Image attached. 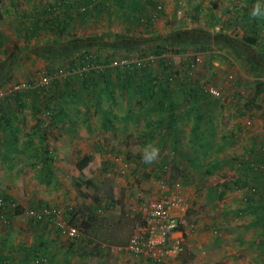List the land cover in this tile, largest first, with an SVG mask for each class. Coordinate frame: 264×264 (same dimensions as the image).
<instances>
[{"label": "rangeland", "instance_id": "374dc122", "mask_svg": "<svg viewBox=\"0 0 264 264\" xmlns=\"http://www.w3.org/2000/svg\"><path fill=\"white\" fill-rule=\"evenodd\" d=\"M52 2L54 0L49 3ZM102 2L100 5L105 8V16L98 12L87 13L76 23L75 14L74 19L68 21L71 34L75 35L73 37L64 39L53 31L51 33L39 30L42 34L36 35L34 40L42 39L39 40L42 44L38 49L41 54L46 55L45 61L48 60L47 56L53 55L54 63L62 61L67 63L68 56L65 57V53L75 45L74 42L79 43L81 39H83L80 41L82 44L92 42V44L117 46L118 48L111 52L116 58L110 64L107 63L109 67L119 65L120 68H125L124 63H136L134 65L136 68L130 71L133 72L130 74L131 78H134L133 84L136 85L140 77L145 81L143 87H147L155 85L156 78L160 80L157 76L163 70L160 63L168 64L171 55L177 53L176 44L184 40L183 37L188 30L193 33V38L197 36L196 39L202 33H207L210 37L217 38L218 34L222 37L219 47L214 41L206 45L203 50H197L194 45L181 46L182 60L191 55L196 58L192 65L186 64L188 59L181 62V72L170 84L168 83V88L170 96L177 100L180 106L179 103L185 102L182 97L186 76L189 85L216 88L218 93L212 98H218V101L222 98L226 100L228 92L225 88H230L233 84L237 92L233 98H229L226 106H238L239 109L238 112H234L236 109L229 113L224 112L223 117L226 118V114L227 117L238 116L240 123L237 128L238 134L245 138L238 140L236 137L230 138L234 135L233 132L227 128L218 129L216 124L215 127L210 125L205 128L201 135L194 132L195 130L192 131L193 136L201 138L196 145L203 150L201 153L203 156L184 163L185 167L181 169L183 173L185 172L182 177L191 182H188L191 191L190 199L185 202L188 207L185 217L179 225L180 228L189 230L190 236L185 241L188 242L187 250L192 253V257L186 260L177 257L169 264H236V262L256 264L254 255L245 249L255 242L254 239L249 238L248 227L255 225L254 218H258V221L264 218V19L254 18L251 14L244 16L239 12L241 9H246L251 13L253 6L257 3L264 5V0H252L249 3L247 0H143V9L137 10L140 15H135L136 21H132L134 18L129 15L128 9L125 14L114 12L113 6L121 7L117 2L113 0H107L104 4ZM247 4L251 8L247 7ZM89 5L90 3L88 8L91 7ZM157 5L160 8L156 10ZM248 33L253 35L252 41L255 47L247 45L241 39L242 34L249 36ZM156 42H163L169 48L164 49L159 55H154L150 51ZM20 51L22 50L16 47H0V91L2 92L0 97L14 88L25 86L20 83L24 81L26 84L28 79H35L29 76L43 67L41 61L37 62L36 59L30 61L29 65H23L24 62L21 61L15 64L13 74L9 78L5 77L3 70L8 69V63L22 58ZM118 60L119 63L114 65ZM66 74L67 72L60 76ZM35 75L37 82L39 75ZM112 80L110 85H106L105 80L102 83L99 81L94 89H101L99 95L93 94L92 99L85 103L81 102L80 97L69 94L59 98V106H51L55 114L47 115L42 106H32L33 100L38 99L33 94L28 98H25L27 95L21 98L24 99L22 106H14L13 103L12 105L9 103V106H0V127L6 128L9 125V131L5 135L0 133V195L6 193L13 195L15 206H21V202H26L28 189L43 196L46 193L54 195L57 189H62L67 191V197L64 196L62 199L64 207L78 209L81 203L88 202L95 214V224L87 236L88 240H76L73 246L70 244L72 238L64 235H62L64 239L59 237L57 241L53 235L50 240L39 238L40 234L37 235L36 240L31 241V254L26 260L28 264H38L34 262V258L38 256L45 257L48 262H54L55 251L52 250L57 247L56 244H59L69 257L68 261L73 259V262H84V264H139L131 263L126 256H122V252L110 251L111 246L101 248V243L117 246L127 240L135 221H132L129 212L123 214L122 211L128 210L127 208L135 201L142 203L149 193L155 190L161 178L169 176L167 172L164 173L165 169L162 167L165 166L170 171L171 166H176L174 164L180 161L170 158L171 146L168 143L163 152L168 155V160L164 161L166 165L161 166L162 171L160 167L155 169L149 165L146 171L150 175H143L141 179L136 177L130 183L128 181L122 183V186L126 187L127 194L125 193L126 197L121 199L119 212L108 209L102 198L99 180L95 176L91 180L95 187L85 181L88 173L84 166L76 168V171L73 167L72 173L70 172V158L72 159L76 153L77 147L76 143L71 142V136H75L76 133L79 138L88 133L92 135L93 141L103 140V146L106 143L111 144L113 149L120 144L116 142L119 141L120 135L125 133L123 135H126L127 141L130 142L132 152L139 154L145 145L140 146V149L133 141L134 132L139 130L137 127L142 126L143 122L150 121L161 124L160 120L151 116L155 112L148 115L145 109L152 105L150 95L153 96L154 92L149 93L147 89L144 90L145 93H141L136 90L137 85L131 91L120 89L119 79L112 78ZM255 86L260 87L256 96L253 94ZM106 87H108L107 91H105ZM141 94H145L148 98L146 102L140 100ZM203 100L205 99L200 98V101ZM254 103L258 104L255 110L244 107L246 104ZM37 117H41L43 124L38 123ZM170 120L173 118L170 117L168 122ZM38 125L40 128L37 127ZM185 136L184 134L183 137ZM219 136L223 138L220 144H218ZM177 141L179 144L172 146L176 150H181L177 148L181 141ZM91 142V140L86 142L88 147L92 145ZM11 150L15 152L12 153ZM241 150L245 151V155L247 150L252 151L253 154L248 156L249 159L245 157L242 163H235L234 154ZM42 151L45 155L47 153L51 156V163H44V166L41 163ZM56 154L59 155V159L56 158L54 162ZM53 168L60 173L63 172V178L66 180L61 179L63 184L57 187L53 185L54 177L51 178ZM41 169L44 170V174ZM127 171L128 167L124 174ZM173 173L179 175L175 171ZM85 190L90 196L94 195L95 203L91 201V197L83 196ZM41 204L57 203L47 202L44 199ZM33 207L25 206L26 217L21 215L15 219V216L11 215L8 221H0L1 239L10 234L4 229L13 232L12 236L9 235L10 238L12 237L10 242H5L3 245L16 248L30 242L29 232L24 230V227L28 224L29 210L34 209ZM100 208L102 210H97ZM15 222L19 223L14 224ZM58 233L60 234L59 231ZM23 243L25 244L22 245ZM99 246L102 251L104 249V253L97 255L101 253ZM49 255L50 258H46ZM47 261L42 262L48 263Z\"/></svg>", "mask_w": 264, "mask_h": 264}, {"label": "crops", "instance_id": "0c3cea01", "mask_svg": "<svg viewBox=\"0 0 264 264\" xmlns=\"http://www.w3.org/2000/svg\"><path fill=\"white\" fill-rule=\"evenodd\" d=\"M47 1V2H45ZM50 1L53 0H0V47L3 48L5 46L9 47H16V49H20V53H22V58L20 59H15L12 60L8 63L9 67L8 69L3 70L5 77L9 78L10 75L13 74L14 69H15V64L17 65L21 61H23V65H26L30 63L32 60H37V62L41 61V65H43L44 69L45 66L48 62L50 61H45L44 60V54H41L40 45L42 44L39 40L42 39H37L34 40L35 36L41 35V33L32 34L31 32H28L26 35L24 34V30L21 29V27H24L23 24L26 22L28 25L31 23V20L37 13H39L42 9L46 8L48 5L53 4H60L61 2L63 4H68L70 2L75 3L72 7L73 13L76 14L77 9H78V3H82L83 1L88 2L91 0H54L51 4L49 3ZM115 2V1H114ZM127 2V3H126ZM126 2L118 3L119 6L121 7H112V10L114 12H123L124 14L126 13V9L129 10V15H140L137 10L142 8L143 0H127ZM92 3V2H91ZM107 3V0H103L102 2ZM87 4V3H86ZM116 5V4H114ZM51 6V7H52ZM88 6V4H87ZM90 6V5H89ZM93 6V5H92ZM117 6V5H116ZM55 7V6H54ZM97 7V6H96ZM63 8V7H62ZM101 8V7H100ZM143 9V8H142ZM75 11V12H74ZM97 13V12H95ZM100 14L105 13V8L102 7V10L98 12ZM42 18V17H41ZM77 23V20L74 21ZM84 23V22H83ZM226 23V22H225ZM21 26V27H20ZM40 30V29H39ZM39 32V31H38ZM105 32V31H102ZM11 34V35H9ZM224 36V34H221ZM10 36V37H9ZM13 40L11 42V40ZM8 39V40H7ZM223 46V45H222ZM252 46V45H251ZM219 47V44H218ZM255 47V45H254ZM15 52V51H14ZM44 52V51H43ZM68 59V58H66ZM44 60V61H42ZM65 60V59H63ZM39 67V66H38ZM43 67H40V70H37L36 73H33L32 76H29L31 78L36 79L37 72L39 71L40 73H45ZM39 69V68H38ZM66 72H61L59 71V74H64ZM237 75V73H235ZM4 77V76H3ZM243 75H241V78ZM237 78H240L237 76ZM36 83H39V79L37 80ZM36 85V84H35ZM151 90V88L149 89ZM226 92H228V95L226 97V100L218 101V106H215L214 103H212L210 106H182V107H145L147 109V114L150 115L152 112H155L154 115H151L153 118H157L160 120L161 124H158V122H143L142 126L137 127L139 128L138 131L134 132V138L133 141L136 143L135 145L138 146L140 149L142 145H147V144H154L159 147L160 151V158L157 162L151 164L150 166L155 167H160L165 164L168 160V155L164 154V149L166 145L169 143L170 144V158L174 160H179L180 163H176L174 165L176 166H171V169H167V167H162L164 168V173L167 172L169 176H165L161 178V181L157 183L155 189H157V186L162 183L164 188L168 191H178L179 195L182 198V201L184 202V205L186 206V211H187V205L186 201L189 197L191 188H190V180L187 178H183L184 176L183 171L181 170L184 168V163H189L193 160H197L200 157L203 156L201 154L203 152L200 147H197V142L199 143V140L201 138H198L196 136L192 135V131L195 130L194 132H197L201 135V132L212 125L215 127V124L218 129H230L231 132H233L232 136L230 138L236 137V139H241L242 136H239L237 128L240 126L239 118L238 116H233L227 117L228 114H226V118L223 117L224 112H238L239 107L238 106H226V102L229 100V98H233L236 95L237 90L232 86L229 88H225ZM260 91L259 86H255L253 90L254 96H256L257 91ZM146 91V89H145ZM145 91L141 93H145ZM258 91V92H259ZM258 94V93H257ZM256 104V103H254ZM254 104H246L247 109H256L254 107ZM258 106V104H256ZM150 111V112H149ZM167 111L168 113H166ZM169 114V116H168ZM172 116H171V115ZM170 117L173 118V120H168ZM151 118V117H150ZM239 124V125H238ZM9 125H7L6 128L0 127V133L1 135H5L9 130H8ZM189 130V131H188ZM10 133V132H9ZM125 133H122L119 138L118 142L119 145L115 147V149L111 148V144H107L103 146V140H92V135H87L82 136L79 138L78 133H76L75 136H71V142L76 143V153L72 157L71 160V170L70 172L72 173L73 167L79 168L80 166H84L86 172L88 173L86 180L87 182L92 186L95 187V184L93 183L92 177L95 176L99 180V185H100V191L102 194L103 200L106 202V205L108 209L112 210H117L118 212L120 211L119 206L121 205V199L125 198V193L126 192V187L122 186V183L125 181H130L138 177L141 179V176L143 175H150L147 173L146 169H148L149 165L145 163H141L142 157L141 153H136L132 152V147H130L129 143L127 141L126 135H123ZM186 135L183 137V135ZM62 137V136H61ZM183 137V138H182ZM245 138V137H244ZM242 138V139H244ZM79 139L81 141H79ZM92 141L91 146H87L88 141ZM113 140V139H112ZM180 140L181 143L180 145H177V148H180L181 150H176L172 145L177 144L178 141ZM223 141V138L221 136L218 137V144H220ZM81 142V143H79ZM80 144V145H79ZM83 144V146H82ZM179 144V143H178ZM141 146V147H140ZM81 147L82 149H79ZM78 150H79V155H78ZM142 151V150H141ZM12 153H14V150H11ZM56 153H59L58 151H55ZM244 152L238 151L237 153L234 154V161L235 163H242L245 157L250 156V154H253L252 151L247 150L246 155ZM84 156H89L85 160L83 159L80 162V159L84 158ZM253 157V156H252ZM59 159V155L56 154L54 155V162L55 159ZM74 159V161H73ZM249 159V157H248ZM80 164H79V163ZM195 164V163H193ZM166 165V164H165ZM126 167H128L127 173L124 174L126 171ZM41 168V167H40ZM161 168V171H162ZM42 173L44 174V170L41 169ZM263 170V169H259ZM177 172L179 175H175L173 173ZM134 173V174H133ZM38 174V173H37ZM51 178L54 177L53 179V185L57 187V185H62L63 183L60 181L63 178V172H58L56 168H53L51 171ZM66 175V174H65ZM134 177V178H132ZM48 180V179H47ZM66 181V180H65ZM164 181V182H162ZM118 182V183H117ZM190 182V183H188ZM120 185H117V184ZM156 183V182H155ZM176 185V188H175ZM66 186H68L66 184ZM29 188V187H28ZM26 191V190H25ZM28 193L25 197L26 202H21V208L22 212L19 214H15V219L19 218V216H24L25 211L24 208L25 206L27 207H33L38 204V206L44 202V199H46L47 202H52L57 203L54 205H57L58 207L62 208L64 207L62 204V199L63 197H67L66 190H56V194L50 195V193H46L45 196H43L41 193L37 194L31 189L27 190ZM85 190L83 192V196H85ZM153 191V190H152ZM65 193V194H64ZM89 194V193H88ZM6 195H9L13 197V195L6 193ZM87 197H94L88 195ZM92 202L93 199L91 200ZM40 203V204H39ZM88 203V202H87ZM86 202L81 203V204H87ZM91 203V202H89ZM95 203V202H94ZM80 204V205H81ZM91 205V204H87ZM141 203L138 201H135L130 205L126 211H122L123 214H126V212H129L130 218L132 217V221L135 223L139 220L140 218V210L138 209L140 207ZM20 206V205H19ZM36 206V207H38ZM33 207V208H36ZM254 207H258V205H254ZM97 208V207H96ZM31 210V209H30ZM97 210H102V208L97 209ZM178 207L173 206V211H177ZM105 211V210H104ZM185 211V212H186ZM185 212L183 213L181 219V223L183 222V219L185 217ZM109 216V214L107 213ZM28 216V215H27ZM26 217V216H24ZM29 219L27 220V223L24 227V230L29 232V241L25 246H18L16 248H12L10 246L6 247L5 242H10L9 240L12 239L10 236L13 235V232L4 229L5 232H10V236L7 233V237H3L2 239L0 238V264H28L26 262L27 257L31 254V241H35L37 238V235L40 234L39 238H45L46 240H50V237L53 235L57 239L60 237L61 239H64L62 234H59L56 228L50 223H47L46 219H40V220H34L31 215L29 214ZM255 222V225L252 227H248V235L250 236V239H254L255 242L252 244L250 247L245 249V251L250 252L252 255H254V260L256 261V264H264V218L262 220L258 218L253 219ZM32 222L30 224V222ZM19 222H15L14 224H18ZM25 222H23V225ZM249 224V223H248ZM252 224V223H251ZM39 225V226H38ZM27 226V227H26ZM31 226H36L35 228H32ZM134 226V225H133ZM132 226V227H133ZM250 226V225H249ZM39 228V229H38ZM50 228V229H49ZM132 229V228H131ZM40 231V232H39ZM131 232V230H130ZM129 232V233H130ZM37 233V234H36ZM179 234H183V237L188 239L189 230H184L181 227V231H175L171 234V236H177ZM185 235V236H184ZM129 236V234H128ZM127 236V238H128ZM9 237V238H8ZM66 237V236H65ZM92 238V236H91ZM126 238V239H127ZM8 239V240H7ZM55 241V244L57 243ZM78 241V239H77ZM126 241V240H125ZM74 242L76 241H71V246L74 245ZM78 243V242H77ZM124 243V242H123ZM122 243V244H123ZM23 243L22 245H24ZM107 244V243H105ZM104 243H101V248H108V246H111L109 248L110 251H116V252H122V256L125 257L131 262H139L140 264H169L171 263L175 258L179 257L180 259L186 257L181 255H177L175 257L170 258L168 261L165 263H153L151 261L145 260V259H138L134 257L133 255L126 253L125 251L117 250L116 245H105ZM45 245V244H44ZM119 245V244H118ZM56 248H54L52 251L54 252V262H48L47 259L44 261H47L48 263L44 262L41 264H84L82 263H77L73 262V259L68 261L69 257L66 256V253H64V250L61 248L59 244H56ZM67 248V247H66ZM100 248V246H99ZM100 248V250H101ZM67 252V251H66ZM103 251L101 250V253H98L97 255L103 254ZM187 253V252H184ZM187 254H190L189 257H192V253L188 251ZM63 256V257H62ZM39 257V256H38ZM50 258V255L47 256L46 258ZM62 257V258H61ZM97 257V256H96ZM36 258V257H35ZM61 258V260H60ZM101 258V257H100ZM2 259H5V261L1 262ZM238 262H236L237 264ZM31 264V263H30ZM86 264V263H85ZM95 264V263H94Z\"/></svg>", "mask_w": 264, "mask_h": 264}, {"label": "trees", "instance_id": "16d2710c", "mask_svg": "<svg viewBox=\"0 0 264 264\" xmlns=\"http://www.w3.org/2000/svg\"><path fill=\"white\" fill-rule=\"evenodd\" d=\"M102 1L103 0H91L88 2L83 1L82 3H78L76 16L72 10L73 5L75 4L73 2H70L68 4H63L61 2L58 5L53 4V6L48 5L46 8L42 9L39 13H37L35 17L32 18L31 23L29 25L25 22L23 24L24 27H21V29L24 30L25 35L28 32H31L32 34L36 35L37 33H39L38 31L40 28V30L42 29L43 32L53 31L59 36L61 35L62 38L64 39L67 37H73L75 35L71 34V28H69L68 21L71 22L74 19V16L76 17L77 21H80L87 13L93 12V14H95V12H99L100 9H102L103 7L100 5ZM113 1L117 3L119 2L122 3V0H113ZM247 1L249 3L252 0H247ZM86 3L87 4L90 3L91 7L88 8ZM80 6H83V8L82 7L80 8ZM248 6L249 4H247V7ZM249 12H250L249 10L241 9L239 13L244 16L246 15L251 16ZM132 16H133L132 19L134 18L132 21H136L135 20L136 16L135 15ZM248 34L249 36L242 34V36L240 37L245 43H247V45L254 46L255 44L252 41L253 35L250 33ZM196 37L193 38V33L190 30H188L187 34L183 37L185 41L183 40L182 42H180V44H176L178 46L177 48L178 50H176L177 53L174 52L171 55V59L168 62V64L162 62L160 63L163 70L157 75L160 80H158L155 77L156 78L155 85H153L155 87L154 90H153L154 87L151 85H148L147 87H143V83L145 82L144 79L140 77L138 78L139 82L137 81L136 83L137 91L143 92L145 89L147 90L151 88V90H149V93L154 92L153 96L150 95L151 104H152L150 106L182 107L185 105L201 106L200 104H202L203 106H210L212 103H214L215 106H217L218 98L217 99L212 98L214 95L211 94L209 91L205 90L202 86L198 87L197 85L194 84H190V85L187 84L189 81V79L186 78L187 76L184 77L185 78L184 81L186 83H185V87L183 88L184 95L182 97L185 102L179 103L180 104L179 106L177 104V100H175L170 96V89L168 88V85L171 83L173 78H176V75L181 72V67H182L181 62L182 61L184 62L186 59H188V61L186 60V64L192 65L193 61L196 58L195 56L193 57L191 55L192 57L187 56V58L182 60L183 53H182V48L180 47L186 45H194L195 47H197L196 48L197 50H203L206 47V45L211 44L213 41L216 44L222 42L221 41L222 37H220L219 34L217 35V38L213 36L210 37L207 35V33H202V35H200V37H198L197 39ZM80 41H83V39H81ZM80 41L79 43L74 42L75 45L72 46L71 49L65 53V57L68 56V59L67 61L66 60L64 61H66L67 63H64L63 61L54 63L53 59L55 58L53 57L55 56L53 55L47 56L48 61L51 60V62H48L46 64L44 71L49 76V80L47 84L35 85L36 79H32V80L28 79L27 81L28 83H26V85L23 86L22 88L18 87L8 92H5V95L0 97V106H9L10 105L9 103H11V105L13 103L14 106L15 105L22 106L23 105L22 101H24V99L21 98L25 97V95H27V97L25 98H28V96H32L33 94L34 97L36 98L38 97V99L33 100V104L31 105L42 106L45 109L46 114L49 115V114H55L54 113L55 111L52 112L51 106H59V102H58L59 98L60 99L64 98L66 97L67 94H69L70 96L72 95L77 96L78 98L80 97L82 103H85L87 100L92 99L93 94L99 95L101 89L96 88V90H94L99 81L102 83L105 80L106 85H110L111 82L113 81L112 78H114V79H119L118 81H119L120 89H128L129 91H131L132 88H135L136 85L133 84L134 78H131L132 76H130V74H132L133 72L130 71L136 68L134 66L136 65V63H131V64L124 63L125 68H120L119 65H115L119 63V60L118 62L114 63L115 66L109 67V65L107 64L108 62L110 64V62L113 60L115 61L116 57L114 58L111 52L114 51L113 49H117L118 48L117 46L99 45V43L92 44V42L90 43L87 42L85 44H82V42ZM92 45H96V46L92 47ZM154 45L155 46H153V49L150 51L154 55H159L164 49L169 48L163 42H156L154 43ZM45 56L46 55L44 54V57ZM60 69H62L61 71L67 72V74L65 76H60L59 74ZM107 90L108 87H106L105 91ZM200 98H204L205 100H203L202 102L200 101ZM147 99L148 98L145 96V94H141L140 100L146 102ZM254 107L258 108L256 104H254ZM37 119L39 124L40 123L43 124L41 117H37ZM37 127H39V125ZM42 153H43L41 157L42 166H44V163L45 164L51 163V156H49V154L47 153L45 155L43 151ZM87 157L89 156H84V158L80 159V162L83 159L85 160ZM85 181L87 182V180ZM88 195H89L88 191H86L85 197H87ZM92 199L93 201L96 200L95 197H92ZM91 208L92 207L87 204H81L80 208L78 209H74L72 207H68V208L63 207L64 217L68 219L69 223L75 226L79 232L77 237H73L72 239H70L71 241H76L77 239L79 241L88 240L87 236H89V232L91 231L92 226H94L95 224V214L93 212V209ZM21 210H22L21 206L17 205L14 208H12V210H8L9 214L8 213L7 214L8 215L19 214L22 212ZM46 222L50 224V222L48 221ZM184 241L185 238L183 237L182 250L178 253V256L181 255L182 257L184 255L186 257L182 259L186 260L190 254H187L188 250L185 247ZM41 263L43 262L38 261V264Z\"/></svg>", "mask_w": 264, "mask_h": 264}, {"label": "built area", "instance_id": "2783aa9c", "mask_svg": "<svg viewBox=\"0 0 264 264\" xmlns=\"http://www.w3.org/2000/svg\"><path fill=\"white\" fill-rule=\"evenodd\" d=\"M81 7L83 8V6ZM158 8H160L159 5L156 6V10ZM37 74L40 84L48 82L49 76L46 73L38 71ZM22 84L26 85L24 81L20 83V85ZM204 89L213 95L218 93V90L212 86L204 87ZM0 94H2L1 91ZM15 205L16 202L11 196L0 195V221L5 222L10 219L11 215H8V210H12ZM173 206L178 207V210L173 211ZM138 209L140 210L139 220L132 227L127 240L123 244L117 245L116 249L153 263H165L170 258L177 256L182 250L183 235L171 236V234L178 230L181 231L179 225L182 221L181 217L186 211V206L178 191H168L160 183L157 189L149 193ZM29 214L36 220L46 219L60 234L68 238L77 237L79 234L77 228L64 217L63 207L60 208L54 204H40L29 210ZM184 244L187 248L188 242L184 241ZM44 260L45 257L42 256L34 258V262L37 263ZM3 261L5 259H2L1 262Z\"/></svg>", "mask_w": 264, "mask_h": 264}, {"label": "clouds", "instance_id": "9594fccd", "mask_svg": "<svg viewBox=\"0 0 264 264\" xmlns=\"http://www.w3.org/2000/svg\"><path fill=\"white\" fill-rule=\"evenodd\" d=\"M254 18L264 19V5L257 3L253 6L251 13ZM142 162L151 165L160 158V149L154 144H147L141 151Z\"/></svg>", "mask_w": 264, "mask_h": 264}]
</instances>
